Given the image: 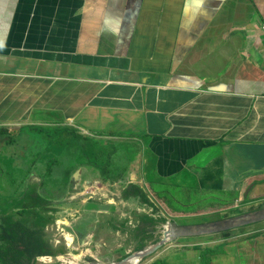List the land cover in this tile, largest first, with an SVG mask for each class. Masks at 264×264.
Listing matches in <instances>:
<instances>
[{"label": "crops", "instance_id": "0c3cea01", "mask_svg": "<svg viewBox=\"0 0 264 264\" xmlns=\"http://www.w3.org/2000/svg\"><path fill=\"white\" fill-rule=\"evenodd\" d=\"M138 2L0 0L1 208L12 180L3 165L18 171L19 154L38 152L50 127L77 123L78 134L127 144L114 157L128 162L121 181L102 183L92 172L93 182H85L93 190L110 185L117 200L98 203L79 195L81 183L74 185L67 198L74 202L59 206L42 240L58 254L38 257L39 263L107 264L138 252L141 245H122L111 225L120 228L114 221L156 210L154 185L163 198V187L183 173L237 192L239 205L248 201L243 208L264 199V0ZM214 148L220 153L201 158ZM198 157L205 166H197ZM29 181L40 183L36 174ZM130 186L147 192L131 199L139 207L133 216L120 199ZM91 204L106 207L94 213ZM164 224L158 226L162 238ZM168 242L161 247L163 263L171 257ZM203 246H225L232 264H264V222ZM121 251L118 259L108 258Z\"/></svg>", "mask_w": 264, "mask_h": 264}, {"label": "trees", "instance_id": "16d2710c", "mask_svg": "<svg viewBox=\"0 0 264 264\" xmlns=\"http://www.w3.org/2000/svg\"><path fill=\"white\" fill-rule=\"evenodd\" d=\"M79 135L72 129L46 131L39 151L29 153L28 158L32 163L25 164L24 169L11 180L10 191L15 195H11L14 200L10 201L9 195L7 204H4L3 208L0 206V264H46L39 263L37 258L49 257L56 253V250H48L47 246H44L43 238L45 228L54 222L50 213L53 215L58 213V210L53 209V203H59L68 192H72L71 178L79 169L76 166L66 168L67 159H74L83 153L88 159L89 168L100 172V180L103 182H112L126 173L127 161L122 160L120 164V159L113 158V152L109 155L97 154L96 149L104 145L99 141V135L87 137ZM104 142L112 141L105 139ZM55 144L59 145L60 151L52 149ZM118 146L120 144L116 143L114 148ZM73 147L74 154H68L67 151H71ZM33 174H37L39 184L29 181ZM14 176L15 173L10 174L9 178ZM174 190V184L165 189L168 193L172 192L168 194L170 197L175 196ZM144 197V192L134 186L128 187L122 193L123 201ZM159 198L170 203L169 196L164 195L161 198L159 194ZM163 221L164 218L154 219L146 214L139 218V227L133 233L134 241L141 245L138 250H144L150 244L159 241L158 226ZM193 258L191 257L189 261H195ZM152 264L161 262L157 260Z\"/></svg>", "mask_w": 264, "mask_h": 264}, {"label": "rangeland", "instance_id": "374dc122", "mask_svg": "<svg viewBox=\"0 0 264 264\" xmlns=\"http://www.w3.org/2000/svg\"><path fill=\"white\" fill-rule=\"evenodd\" d=\"M56 121H58V119ZM73 125H75L76 127H74ZM73 125H68V124L60 122V123L56 124L55 127H50V128H51V130L72 129V130H76L78 133H82V129L78 126L77 123H74ZM15 128H17V127L15 126ZM15 133L16 132L12 131V133H10V135L15 134ZM92 134H89V135H92ZM98 134L100 135L101 133H98ZM28 135L35 136L36 134L34 132L30 131V133ZM97 137H99V136H97ZM99 141L103 142L104 145L100 146L96 149L97 154L109 155V153L113 152L114 153L113 158L118 155V152H121L127 146V144H123L119 148L118 147L114 148L115 142H113V141L108 142V143L104 142L105 138L103 136L99 137ZM9 143L11 145L12 140H10ZM10 152H12V151H10ZM74 152H75L74 147L72 148L71 151L70 150L67 151L68 154H70V153L74 154ZM29 153L30 152H28V151L21 152L19 154V157H21V156L25 157L26 156V160H24V162H26L29 160V158H28ZM218 153H220V148H214V149H211L207 152H204V154L201 156V158H206V161H207L209 159V157H206L208 154H211V156H214ZM2 155H4V154H2ZM201 158L198 157L195 160L198 167L205 166V164H203ZM122 162L123 161L120 160V164ZM17 163H18V165H21L20 161H17ZM199 164H200V166H199ZM65 165H66V168H69L71 166L79 167L78 171H80V177H79L77 183H81L82 188L85 191L93 192V189L90 186L86 185L85 182L86 181L87 182H93L92 179L94 177H96L93 174V173H95V171L88 169L89 168L88 159L83 153L81 155L76 156L74 159H72V158L67 159V161L65 162ZM3 168L6 170V172L9 175L10 174L12 175L15 173V176L12 177V179H14L16 177V174H18L20 172V171L16 172L12 168V166L9 164H4ZM125 168L127 169V166ZM78 171L75 174H73V176L71 178L72 181H73L74 177L76 176V174L78 173ZM178 179L179 180L177 182H170L168 184V186L171 184H174L175 196L170 197V195H168V194L172 193L171 191H169V193L165 192V196H169L170 203L172 205V208H174V210L171 207H167L164 205L161 208V210L159 211V213L162 216H166V217H164V219L166 221L169 220L170 223H175V224H179V225H201V224L216 222L218 220H223V219L227 218L228 215H229L228 217H230L234 213L237 214V211L243 213V212H249L252 210V207L243 208V206H241V205L247 204L248 201H245V202L241 203V205H239L241 202L240 200L235 204V208L233 209V211H231V210L228 211V208H225L224 210H220V208H224L226 205H221V206H219V205L224 204V203H228V199L230 197H234L236 195V192H234L232 194H228V190L220 191L221 189H219L217 187H210L204 183H200L197 181V176H194L192 174L183 173L182 175L178 176ZM114 181L119 182V181H121V179H119V178L115 179L112 182H110V184L114 183ZM37 184H39V183H37ZM201 185L204 186V189L209 190V191H202ZM4 186H5V184H4ZM168 186H166V187H168ZM78 187L80 188V184H78ZM94 187H96V185H94ZM8 188H9V192H8L9 195L10 196L14 195L10 191V185H8ZM99 190H101V189H99ZM68 194H70V193H68ZM88 198H90V197H88ZM65 199L66 198L61 200L59 202V205H58V203L54 202L53 203V209L58 210L59 206H61L64 203ZM9 200L13 201L14 199H12V196H11V198ZM66 200L68 201L67 205H62L61 207L67 208V206H70L69 205L70 203L74 202L73 199H71V200L66 199ZM75 201H78L76 204H78V205L80 204L79 199H77ZM96 206H97V204H91V205H89L88 208L94 209ZM254 207H256V206L254 205L253 208ZM77 208L79 209V206L76 208H73V209H77ZM126 208L131 213V215L134 213V210L137 209V207L130 204V201H129V206ZM209 210H213V212H209V213L204 214L206 211H209ZM185 212H188V213L185 214ZM52 215L53 214H50V216H52ZM74 217H76V218L79 217V213L74 215L72 217V219H70L69 221L70 222L74 221L75 220ZM119 222H121V221H119ZM247 226L248 225L240 227L241 228L240 230L245 229V227H247ZM127 229H129V228H127ZM119 231H120L121 244L122 245L123 244L129 245L127 235L123 234L120 228H119ZM232 233H235V232L227 231V232H221L219 234L187 237V238L181 239V241L184 245H186L188 243H190L191 245L203 244V242L209 241L211 239L227 240ZM157 238H162V235L160 232H159V236ZM179 240H176L174 242H170L169 246H172V247H170L168 250H170L171 257H169L170 259H168L167 258L168 256H167L165 259V263L166 264H197V258H195L194 255H192V256L190 255V251H192V250L189 246H185L182 250H179V252L177 253V249H179V248L174 249V245H179V243H178ZM202 249H203V252L200 256V259L198 260V264H211V262H210L211 256H212L214 264H232V263H229V261L226 262L228 254L225 252V246L213 247V246H203L202 245ZM168 250H166V252H168ZM197 250H196V252H197ZM56 254H58V252H56L54 255H56ZM80 256H82V254ZM119 256H121V253L116 252L114 255H112L111 257H108V258H117L118 259ZM191 257H194L193 259L195 261H193V262L189 261ZM157 258H162V250H158L152 256L146 258L144 261H142L138 264L148 263L149 261H152V260L157 259ZM241 258L244 259L243 254L241 255ZM72 263H75V258L73 259ZM161 263H163V262L161 261ZM233 264H239V263H233Z\"/></svg>", "mask_w": 264, "mask_h": 264}, {"label": "water", "instance_id": "95a60500", "mask_svg": "<svg viewBox=\"0 0 264 264\" xmlns=\"http://www.w3.org/2000/svg\"><path fill=\"white\" fill-rule=\"evenodd\" d=\"M140 5V0L138 2ZM182 41V39H181ZM185 54V49L181 48L178 53L177 57L180 58ZM78 176V173L74 177V180H76ZM264 220V209L257 210L255 212H247L235 217H231L228 219H223L211 224L207 225H197V226H178V225H172V227H168L164 233L163 238L161 242H159L157 245L153 246L152 248L144 251H138L132 255H130L128 258L119 261L117 263L112 264H129L132 260H141L146 256L151 255L156 250H159L170 237L172 238H178V237H187V236H200L205 234H214V233H221L224 231L232 230L239 228L241 226H245L251 223L259 222Z\"/></svg>", "mask_w": 264, "mask_h": 264}, {"label": "bare ground", "instance_id": "6f19581e", "mask_svg": "<svg viewBox=\"0 0 264 264\" xmlns=\"http://www.w3.org/2000/svg\"><path fill=\"white\" fill-rule=\"evenodd\" d=\"M81 135V134H80ZM79 135V136H80ZM82 136H86V135H82ZM81 136V137H82ZM87 137V136H86ZM210 142L211 143H216V140H210ZM52 149H57L58 151H60L61 149H60V147H59V145L58 144H55V145H53V147H52ZM29 151L31 152L32 150H31V148L29 149ZM201 156H202V154L201 153H199ZM24 160H26V156L25 157H21V165H20V169L18 170V171H22L23 169H24V166H22V163L24 162ZM25 163V162H24ZM9 165H11L12 166V168L14 169V167H13V165L10 163ZM15 170V169H14ZM6 171V170H5ZM16 171V170H15ZM18 171H16V172H18ZM5 177V175H4V173H3V171H1L0 170V178H4ZM231 183H228V185L227 186H229ZM109 188H110V186H108V187H106V188H103V189H101V190H98V191H96V192H91V191H82V190H80L78 193H79V195H82L83 197H93V196H102V195H104V194H107V195H109L108 194V191H109ZM167 188V187H166ZM165 187H163V189L165 190L166 189ZM159 189H160V187L159 188H155V185H154V188H153V197H152V200L154 201V203L157 205V210L158 211H160L161 210V208H162V206H161V202H163L164 203V205L165 206H167V207H171L172 208V205H171V203H169L167 200H162V199H160L159 198ZM202 191H209V190H206V189H203L202 188ZM220 191H222V190H220ZM237 193V192H236ZM239 198V195L238 194H236L234 197H230L229 199H228V203H224V204H220L219 206H221V205H228V204H230L233 200H236V199H238ZM264 205V199H259L258 201H257V203H256V207H254L251 211H249V212H255V211H257V210H261V209H263L262 208V206ZM106 206H99V205H97L94 209H90L91 211H94V213H96V212H100V211H102L103 210V208H105ZM173 210H174V208H172ZM176 209V208H175ZM209 212H213V210H209V211H206L205 213H209ZM188 212H185V214H187ZM229 216V215H228ZM227 216V218H229ZM232 216V215H231ZM163 217H166V216H163ZM166 221V220H165ZM165 221H163V222H165ZM218 221H220V220H218ZM217 222V221H216ZM261 222H264V220L263 221H259V222H255V223H261ZM211 223H214V222H211ZM211 223H206V224H201V225H207V224H211ZM255 223H251V224H248V226L247 227H245V229H247L249 226H252L253 224H255ZM165 225V229H164V231L169 227H172V225H178V226H197V225H179V224H175V223H170L169 222V220H167L166 221V224H164ZM163 231V232H164ZM187 237H194V236H187ZM187 237H178V238H172V237H170L168 240H169V242H168V248H170V247H172V246H169L170 245V242H174V241H176V240H179L178 241V243H179V245L180 244H183L182 243V241H181V239H183V238H187ZM184 245V244H183ZM202 245L203 244H196V245H191L190 243H188V244H186V245H184V246H189L190 248H191V250L193 249V247H196L198 250H197V254H195L194 256H195V258H197V264H198V260L200 259V256H201V254H202V252H203V249H202ZM176 246H178V245H174V248L176 247ZM168 257H170V255H168ZM76 261V260H75ZM210 261H211V259H210ZM68 264H70V263H68ZM71 264H74V263H71ZM98 264H104L103 262L102 263H98Z\"/></svg>", "mask_w": 264, "mask_h": 264}, {"label": "clouds", "instance_id": "9594fccd", "mask_svg": "<svg viewBox=\"0 0 264 264\" xmlns=\"http://www.w3.org/2000/svg\"><path fill=\"white\" fill-rule=\"evenodd\" d=\"M134 151V150H133ZM127 164H128V162H127ZM127 164H126V166H127ZM88 169H91V168H88ZM91 170H93V171H95L94 169H91ZM78 171V170H77ZM76 171V172H77ZM126 171V170H125ZM75 172V173H76ZM74 173V174H75ZM95 173L96 174H99L100 175V172H98V171H95ZM36 176H37V174H36ZM73 176V175H72ZM79 177H80V171H78V176H77V178H76V180H74L73 179V181H72V186H74V185H78L79 183H77V181H78V179H79ZM100 177V176H99ZM102 183H107V184H110V181H106V182H103V181H101ZM34 184V183H33ZM111 184H113V183H111ZM107 187V186H106ZM104 187H100V186H96V188H95V190H93V192H96V191H98L99 189H103ZM75 189H73L72 188V192L74 191ZM81 190H84L82 187H81ZM152 190V188H149V191H151ZM80 191V190H79ZM85 191V190H84ZM71 192V193H72ZM144 192V194H147V192H145V191H143ZM69 193V192H68ZM67 193V195H66V199L67 198H69V194ZM70 193V194H71ZM122 193H123V191H122ZM122 193H121V196H120V199H121V201H123V199H122ZM108 194L109 195H107V194H104V195H102V196H93V197H90V199H95V201L96 202H98V203H112V202H115L117 199H114V197L112 196V194H111V192H110V190L108 191ZM66 199L64 200V203H65V201H66ZM99 200V201H98ZM129 201H131V200H129ZM129 201H123V202H128L129 203ZM64 203L62 204V205H64ZM237 203V199L236 200H234L233 201V203L232 204H230V205H226L224 208H220V210H224L225 208H228V206H230V208L228 209V211L229 210H231V211H233V209L235 208V205L234 204H236ZM58 205H59V203H58ZM61 205V206H62ZM262 208L264 209V205L262 206ZM137 209H139V207L137 206ZM252 209H253V207H252ZM59 212V211H58ZM244 213H247V212H240V213H238V214H236V215H232V216H230L229 218H231V217H235V216H238V215H241V214H244ZM51 214V213H50ZM148 215V216H150V217H152V218H154V219H160V218H164L160 213H159V211L156 209V210H154V211H149V212H146V213H144V215ZM144 215H142V216H144ZM142 216H140L139 218H141ZM139 218L138 219H136V220H133L132 222H125V221H121V222H119V221H114V224H115V226L116 225H120V229H121V231H122V233L123 234H126L127 235V239H128V243L129 244H132L133 242H134V239H133V233H134V231L135 230H137L138 229V227H139ZM225 219H228V218H225ZM111 227H112V231H114L115 229L116 230H118V232L120 233V231H119V228H115L114 226H112L111 225ZM126 227L127 228H129V229H132L133 231H131L130 233H127L126 231H125V229H126ZM242 227V226H241ZM241 228L239 227V228H236V229H233V230H228V231H233V232H237V231H239ZM114 232H116V231H114ZM224 232H227V231H224ZM160 233H161V231H160ZM214 234H219V233H214ZM205 235H211V234H205ZM159 236V231H158V233H157V237ZM161 239V238H160ZM160 242V240L157 242V243H155V244H150L149 246H155V245H157L158 243ZM144 250H148V249H144ZM144 250H139V251H144ZM159 250H163V248H160ZM158 250H156L155 252H157ZM154 252V253H155ZM120 253H124L123 251H121ZM154 253H152L151 255H149V256H146V257H144L143 259H141V260H136V259H134V260H132L131 261V263H129V264H134V261H135V264H138V263H140V262H142V261H144L146 258H148V257H150V256H152ZM46 259H49L48 257H45ZM157 260H159L160 262L162 261L163 262V260H162V258H157V259H154V260H152V263L153 262H155V261H157ZM112 263H117V261H115V262H111V263H107V264H112ZM151 262L150 263H148V264H152ZM46 264H49V263H46ZM64 264H66L65 262H64ZM161 264H166V263H161Z\"/></svg>", "mask_w": 264, "mask_h": 264}, {"label": "flooded vegetation", "instance_id": "af4514ba", "mask_svg": "<svg viewBox=\"0 0 264 264\" xmlns=\"http://www.w3.org/2000/svg\"><path fill=\"white\" fill-rule=\"evenodd\" d=\"M0 204H2V201L0 202ZM39 261V260H38Z\"/></svg>", "mask_w": 264, "mask_h": 264}]
</instances>
